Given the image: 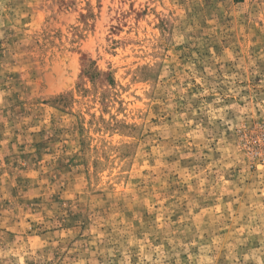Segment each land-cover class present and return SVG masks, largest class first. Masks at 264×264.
Listing matches in <instances>:
<instances>
[{
	"label": "rangeland",
	"instance_id": "374dc122",
	"mask_svg": "<svg viewBox=\"0 0 264 264\" xmlns=\"http://www.w3.org/2000/svg\"><path fill=\"white\" fill-rule=\"evenodd\" d=\"M0 264H264V0H0Z\"/></svg>",
	"mask_w": 264,
	"mask_h": 264
}]
</instances>
